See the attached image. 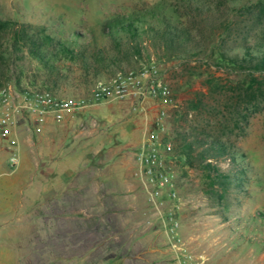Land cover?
Listing matches in <instances>:
<instances>
[{
    "label": "rangeland",
    "instance_id": "rangeland-1",
    "mask_svg": "<svg viewBox=\"0 0 264 264\" xmlns=\"http://www.w3.org/2000/svg\"><path fill=\"white\" fill-rule=\"evenodd\" d=\"M198 1L0 0L1 21L46 26L56 38L76 41L88 63L85 67L61 57L55 62L59 67L57 75H50L25 49L13 50L9 30L0 29V87L40 88L45 80L56 94L83 97L97 81L119 70L148 61L157 62L176 105L168 108L165 134L172 141L177 130L228 141L234 147L235 161L231 163L226 158L216 164L224 171L231 166L238 170L239 178L232 180L223 191L224 197L218 199L214 194H206L205 174L178 157L174 165L178 188L190 201L181 216L183 240L191 250L203 251L209 256V264H264V101L240 102L237 106L236 102L243 96L236 88L240 82L231 68L213 66L198 57L190 58L191 61L170 58L163 41L150 30L162 28L160 18L165 17L173 24L188 27L198 41H209L212 46L213 41H219L225 21L232 18L233 36L226 45L239 48L243 43L254 45L259 37H264V14L256 17L247 10L248 7L253 9L257 0H236L234 4L226 0ZM200 3H204L202 9ZM116 17L133 21L140 35L133 38L125 30L108 32L104 23ZM135 40L142 42L141 56L129 51ZM117 44H121L120 50ZM211 76L225 87L211 89L207 83ZM155 111L150 104L141 110L128 102H99L70 113L61 121L26 125L30 137L40 139L38 147L43 149L44 142L52 135L56 141L61 142L62 138L65 152H75L84 159V174L78 181L82 185L81 192L75 195L70 191L65 197L73 205L99 201L105 208L96 209L88 218L92 227L94 222H101L109 228L79 233L74 218H68L60 221L47 239L34 230L28 239L27 225L8 224L0 229V256L11 260V264L18 256L21 264H177L171 254L165 258L155 251L157 247H168L169 251L166 233L146 226L144 221L140 223L139 212L137 215L124 208H114L115 213L111 211V203L123 207L129 197L117 193L116 200L107 192V186L115 184L117 177L122 179L124 170L130 166L136 178V152L146 138L157 133L152 122ZM53 123L63 126L53 133L48 128ZM20 147L21 143L16 147L19 163L14 168L7 162L10 151L0 149V204L3 210H9V217L15 211L13 206L22 200L24 190L30 189L26 185L31 177L20 159ZM237 181L239 187L235 186ZM22 204L25 206L24 201ZM48 211L41 203L28 212L27 218L42 219ZM34 223L36 231L43 226L42 220ZM142 232L146 236L141 237ZM155 236L158 244L153 243ZM94 238L98 242L90 252ZM84 253L82 260L65 259L67 255ZM108 253L111 259L106 258Z\"/></svg>",
    "mask_w": 264,
    "mask_h": 264
},
{
    "label": "built area",
    "instance_id": "built-area-1",
    "mask_svg": "<svg viewBox=\"0 0 264 264\" xmlns=\"http://www.w3.org/2000/svg\"><path fill=\"white\" fill-rule=\"evenodd\" d=\"M113 101L128 102L141 110L150 104L156 109L152 122L157 133L146 138L136 152L135 175L148 205L144 224L166 233L171 257L177 264H209L210 257L203 251L191 250L180 233L181 216L190 201L179 191L174 169L178 156L171 137L164 131L168 108L176 106L175 99L155 61L119 70L97 81L83 97L62 96L47 86L19 90L10 85L0 87V149L10 151L8 166L14 168L19 163L12 135L21 125L61 121L88 105Z\"/></svg>",
    "mask_w": 264,
    "mask_h": 264
},
{
    "label": "trees",
    "instance_id": "trees-1",
    "mask_svg": "<svg viewBox=\"0 0 264 264\" xmlns=\"http://www.w3.org/2000/svg\"><path fill=\"white\" fill-rule=\"evenodd\" d=\"M235 1L226 0V2L232 4ZM195 2L199 1L195 0ZM203 6L204 3L201 4L200 8L202 9ZM252 7L253 9L248 7L247 10L254 12L256 17L264 14V0H257V3L252 5ZM125 21L122 17L112 18L104 23V28L110 33L125 30L133 38L140 35L133 21ZM160 22L162 28H152L150 30L153 31L155 37L163 41V47L170 58L191 61L190 58L198 57L210 65L231 68V73H234L238 82H240V84L236 85V88L240 89L243 96L238 103L236 102L237 106L240 105V102L251 104L264 101V37H259V40L254 45L243 43L240 47L238 46L239 48L227 46V41L232 39L233 36V19L228 18L224 23V30L218 35L219 41H213V45L210 46L209 41H207L208 43L206 41L204 43L198 41L188 27L173 24L165 17L160 18ZM0 29L9 30L12 38L10 47L13 50L25 49L39 63L41 68L51 73L50 75H57L59 67L55 62L61 57L80 62L85 67L88 65L87 58L84 56L81 48L77 47L76 41L69 39L60 40L46 26L29 23L17 24L9 20H0ZM131 44L130 50H128L133 51L132 54L141 56L142 42L135 40ZM120 46L121 44H117V49L120 50ZM231 81L234 84V80ZM207 83L213 90L225 87V85H221L212 76L207 79ZM41 84L48 88L50 87L46 84L45 80H42ZM236 109L238 110L239 107H236ZM173 144L174 154L183 159V163L198 168L205 174L207 186L205 192L207 195L211 193L218 199H222L224 197L223 191L228 188L232 180L239 178L238 170L235 167L231 166L228 171H224L216 164V162L226 158L231 163L235 161L233 155L235 150L232 143L193 131L177 130ZM240 168L242 173H244V166L241 165ZM235 186L239 187L240 183L238 181L235 182ZM73 222L79 233L86 230L99 232L101 228L105 230L109 228L106 223L101 222H94L96 224L92 227V222L86 216H83L81 220L74 219ZM65 238L67 237L65 236ZM69 241L71 242V240ZM80 242L82 243V240ZM97 242L98 240L94 238L89 251L93 250ZM66 245L68 244L66 243ZM85 256L86 253L78 256L67 255L65 259L77 258L78 260H82ZM57 257L61 258L60 256ZM106 258L111 259L112 255Z\"/></svg>",
    "mask_w": 264,
    "mask_h": 264
},
{
    "label": "crops",
    "instance_id": "crops-1",
    "mask_svg": "<svg viewBox=\"0 0 264 264\" xmlns=\"http://www.w3.org/2000/svg\"><path fill=\"white\" fill-rule=\"evenodd\" d=\"M62 126L63 124L53 123L49 125L48 128L55 133V130L61 129ZM27 129L26 125H21L13 133L12 138L16 142V147L17 145L19 147V144L21 143L19 149L21 153L20 159L25 164L26 171L31 177L26 185V187L30 186V189L24 190L22 200L13 206L15 211L13 212L12 217H9L8 215L9 210H3V205L0 204V229H3V227L8 224L13 226L25 224L28 226V239H31L30 235L33 233V230L37 233L39 232L41 236L47 239L55 231V226L60 223V221H65L68 218L81 220L83 216L88 218L90 215H93L94 212H97L96 209L105 208V206L99 201L93 200L87 202V205H84V201L79 204L75 202V205H73L72 202L67 200L65 196H67L68 192L72 191L75 195H78V192H81L82 185L79 184L78 181L84 174V171L82 170L84 159L75 152L72 154L65 152V144L63 143L62 138L60 139L61 142L56 141L55 137H52V135L45 141L46 143L44 142L43 149L42 147H38L40 139H32L29 132H27ZM133 172L134 168L130 166L128 169L124 170L122 179H118L117 177L115 184L110 183L107 186V192L114 199H116L117 193H124L127 198L129 197L127 203L123 205V207L113 206L111 203L112 207L110 208L113 212L116 208H124L125 211L130 209V211L137 213V215L139 212L141 218L138 221L143 224L145 218L143 216H147L148 205L144 200V195L140 189L138 181L133 175ZM23 201L25 206L22 204ZM41 203L49 211L46 212L42 219L40 217L28 219V212L39 206ZM22 205L24 208L21 211L20 208ZM88 208L90 210H88ZM17 211H19V214L15 215ZM5 216L7 217L6 219H4ZM41 220L43 226L42 228L38 227V230L36 231L35 227H33L35 224L34 222H41ZM12 233L13 231H11L10 235ZM149 233L150 232H148V234ZM144 236L146 235L142 232L141 237ZM157 239V236L153 238L154 244H158ZM155 251L160 252L162 254L161 256H164L165 258H169L170 256L168 247L164 249L157 247L155 248ZM90 252L88 254H90ZM109 255L110 254L108 253V256ZM2 256H0V264H11V260H6L7 258ZM19 259L18 256L13 264H21Z\"/></svg>",
    "mask_w": 264,
    "mask_h": 264
}]
</instances>
